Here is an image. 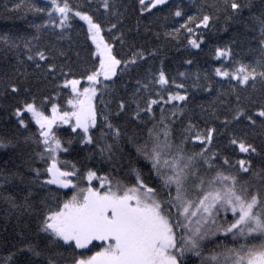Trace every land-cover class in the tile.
Listing matches in <instances>:
<instances>
[{
	"label": "snow or ice",
	"instance_id": "obj_1",
	"mask_svg": "<svg viewBox=\"0 0 264 264\" xmlns=\"http://www.w3.org/2000/svg\"><path fill=\"white\" fill-rule=\"evenodd\" d=\"M5 11L41 22L0 35V54H14L0 68L14 127L0 149L21 161L0 179L23 191L3 197L19 243L0 264H264V0H14ZM221 21L235 31L212 49L220 80L165 71L168 45L183 36L200 51ZM72 151L78 163L61 159Z\"/></svg>",
	"mask_w": 264,
	"mask_h": 264
},
{
	"label": "trees",
	"instance_id": "obj_2",
	"mask_svg": "<svg viewBox=\"0 0 264 264\" xmlns=\"http://www.w3.org/2000/svg\"><path fill=\"white\" fill-rule=\"evenodd\" d=\"M14 0H0V35L9 34L12 36L16 35H27L32 29L29 28L30 22L40 23L41 17L29 15L27 19H22L14 13L6 12L5 6L11 8L13 6ZM45 0H37L41 6ZM76 0H73L75 3ZM180 2V0H178ZM183 4H189V0H182ZM128 27H133L135 25L134 19H129L126 21ZM227 25L221 21L217 25V29L206 38V44L202 45V50L197 51L196 49H190L187 46V41L184 37H181L182 43L179 46L175 44H170L166 48V58L164 59L165 71L170 75H176L178 71L188 72L189 74L195 73L197 71L203 73H208L213 76V80H220L219 77L213 75L214 69L221 66V62L213 58L212 49L215 46H224L228 43L230 36L235 31V28H230L227 32L224 31ZM140 42H143V38H140ZM236 52L240 53L241 56L245 55L244 52H240L236 49ZM186 59H192L193 64L187 65L184 63ZM14 62V54H9L7 58L0 54V68L7 67L10 63ZM160 63V58L152 61L154 68H158ZM227 61H225V64ZM219 85H217L218 87ZM227 85L225 84V87ZM63 97L61 98V103H63ZM206 103V97L204 93H197L195 104ZM198 112L199 109H196ZM14 131V127L11 122H9L8 117L5 113L0 112V134H11ZM62 135H67V132L62 129ZM82 155V154H81ZM62 160H68L74 163H78L80 160V155L76 151H72L70 154H62ZM21 161L18 158L15 150L12 149H0V170H16L20 165ZM37 166H42L37 162ZM12 195L18 199L22 197L23 191L22 186H18V182L15 183H5L0 179V256L7 255L8 250L12 249L13 245H18L19 240L16 235L19 230V226L14 215L10 214L9 206L4 201L3 197ZM34 228L35 225L33 224Z\"/></svg>",
	"mask_w": 264,
	"mask_h": 264
}]
</instances>
